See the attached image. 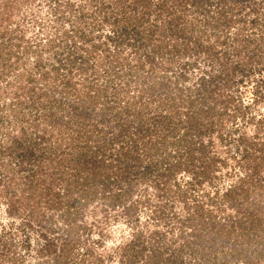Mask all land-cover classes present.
I'll return each mask as SVG.
<instances>
[{
	"label": "trees",
	"instance_id": "16d2710c",
	"mask_svg": "<svg viewBox=\"0 0 264 264\" xmlns=\"http://www.w3.org/2000/svg\"><path fill=\"white\" fill-rule=\"evenodd\" d=\"M263 5L0 0V212L23 232L18 249L0 224V264H264V112L236 93L264 67V36L243 35ZM237 119L253 132L224 134ZM112 216L128 228L109 244Z\"/></svg>",
	"mask_w": 264,
	"mask_h": 264
},
{
	"label": "rangeland",
	"instance_id": "374dc122",
	"mask_svg": "<svg viewBox=\"0 0 264 264\" xmlns=\"http://www.w3.org/2000/svg\"><path fill=\"white\" fill-rule=\"evenodd\" d=\"M25 6V9L28 11V10H31L34 11V12H37L35 14V18H36V15L37 16H42V13H45L46 10L48 9V6L46 4H39L37 6H34L33 4L29 5V3H27V5H24ZM264 6V5H263ZM33 9V10H32ZM14 17V16H12ZM37 24V26H36ZM14 24H12L11 26H13ZM43 25H46V23H44ZM240 25H242V23H240ZM20 29L19 31L21 30H24L26 33H27V36H31V39H33V34L38 30L39 26H38V22L36 21V23H34L33 20L31 19H26L24 21H21V26H19ZM110 26H108L107 24L105 26H101V28H99V33L102 31V29H105L107 30ZM235 28V26H233ZM261 28L260 26H250V25H247V26H244L243 27V35L246 37V38H253L254 41H258L260 40L261 36H264V34H261ZM43 31L41 28H39V32ZM108 31V30H107ZM164 34V32H163ZM261 35V36H260ZM215 35L211 38L212 40L215 39ZM228 38L231 40V36L229 35ZM18 37V34H17V38H15L16 41H20L24 44L25 40L23 39H20ZM138 42H144V43H148V47H151V43L149 41V39H139ZM252 45H255L254 42H252ZM193 56H196V55H193ZM264 56V55H263ZM200 59V67L201 66H204V60L201 59V56L198 58ZM264 61V60H263ZM126 66V65H125ZM255 71H252L250 74H246L245 79L247 80V82H245L244 84H242L241 86H239V92H236L237 95H240V98L241 100L243 101L244 104H248L250 106V108L247 109L248 112H254L256 113V117L259 116L258 114H260V112H264V98H260L259 100L256 99L257 98V95L259 96V93L256 92L254 89H255V83L256 81L259 79V78H263L264 77V67H262V69L258 70L257 67H255ZM190 69L192 71H195V72H198L197 70V67L194 65L193 68L190 67ZM108 76H104V78H99L98 80L101 81V80H105ZM247 77H251L252 80H249L247 79ZM260 88V86H259ZM261 90V89H260ZM239 125V126H242V128H244L246 130L247 133H252L253 132V127L250 123H246L243 119H237L235 120L234 122H227V124L224 125V134H231L232 136H236L238 134V130L239 129H235V125ZM225 145H229L231 146L232 150H235V146L236 144L232 141H227L225 143ZM233 162V159H231V161L229 160V162L226 164V166H224V164H222L221 162V168L217 169L216 170V173L214 174V178H213V182H215V185L213 184H207V189H210V190H213V188L215 187H218V186H221V187H224L227 185V183L229 182L230 177H228L227 173L225 172V169H227L228 165L230 163ZM234 170V169H233ZM232 170V171H233ZM144 209L142 208V214H144ZM145 215V214H144ZM86 216V215H85ZM87 218L89 219H100L98 217H95V216H92V212L91 210L88 211L87 213ZM105 220V219H104ZM104 226H105V229H106V236L105 239L108 240V243L110 244L112 241H115L119 236V235H122V230H124V232H126L127 228H128V225L127 223L120 217H114L112 216L111 218H108L106 221H104ZM17 220H14L12 221L11 218H3L1 212H0V224L3 223L9 227H11V230L13 231L12 233H10L11 237H14L11 238L13 240H15V242L17 243L16 244V247L19 249L20 248V241L19 239L20 236L19 235H22V229L21 227H17L15 228V224H17ZM12 223V224H11ZM14 223V224H13ZM13 225V226H12ZM18 232V233H17ZM21 232V233H20ZM20 233V234H19ZM15 235V236H14ZM83 235V238H88L87 240H91L90 236H97V231L94 229L92 230L89 234H86L85 232L82 233ZM34 236L36 235H33V238ZM35 242L37 241V238L34 239ZM79 245H83V243H80ZM17 249V250H18ZM79 249L75 248L73 250V259H77L80 255H79ZM31 258L30 256L28 257L27 254H25V258H24V263L25 261H28V259ZM78 262V261H77ZM77 262L73 261V263L71 264H78ZM26 264V263H25Z\"/></svg>",
	"mask_w": 264,
	"mask_h": 264
}]
</instances>
